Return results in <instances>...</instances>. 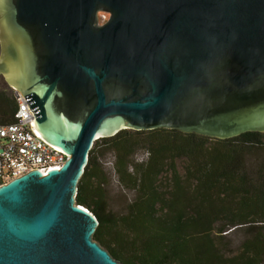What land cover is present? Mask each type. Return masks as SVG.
Segmentation results:
<instances>
[{
    "label": "water",
    "instance_id": "95a60500",
    "mask_svg": "<svg viewBox=\"0 0 264 264\" xmlns=\"http://www.w3.org/2000/svg\"><path fill=\"white\" fill-rule=\"evenodd\" d=\"M0 75L69 157L0 186V264H123L77 203L92 149L264 133V0H0Z\"/></svg>",
    "mask_w": 264,
    "mask_h": 264
},
{
    "label": "trees",
    "instance_id": "16d2710c",
    "mask_svg": "<svg viewBox=\"0 0 264 264\" xmlns=\"http://www.w3.org/2000/svg\"><path fill=\"white\" fill-rule=\"evenodd\" d=\"M17 108L0 94V125L15 123ZM109 151L121 187L135 194L122 214L109 206L101 163ZM141 151L147 158L139 162ZM167 173L170 189L163 190ZM77 203L100 222L95 240L123 264H264V133L218 140L177 130L122 131L96 142ZM235 231L245 240L230 255L224 243Z\"/></svg>",
    "mask_w": 264,
    "mask_h": 264
},
{
    "label": "built area",
    "instance_id": "2783aa9c",
    "mask_svg": "<svg viewBox=\"0 0 264 264\" xmlns=\"http://www.w3.org/2000/svg\"><path fill=\"white\" fill-rule=\"evenodd\" d=\"M105 16L102 15V21ZM16 122L0 125V186L7 185L32 171L44 174L62 169L68 156L58 147L47 143L36 130L35 113L30 99L15 93Z\"/></svg>",
    "mask_w": 264,
    "mask_h": 264
},
{
    "label": "rangeland",
    "instance_id": "374dc122",
    "mask_svg": "<svg viewBox=\"0 0 264 264\" xmlns=\"http://www.w3.org/2000/svg\"><path fill=\"white\" fill-rule=\"evenodd\" d=\"M0 82H4L2 76L0 75ZM0 94L3 95V97L7 100H15L14 95L12 94V90L6 89L5 86L0 88ZM147 158V153L145 151L139 152L137 155V160L139 162L145 160ZM260 157L254 158L252 161V168L255 169L261 162L259 159ZM101 163L103 165V168L105 169V172L107 173L110 185L107 187V191H109V206L110 210L113 211L116 214H122L125 212L128 203H130L134 197L135 194L132 191H126L124 188L121 187L117 174L115 172L114 164H115V157L112 152H107L106 155L101 159ZM179 168L182 173H184V166L185 162L179 161ZM257 178V175L255 173V179ZM169 179H171V173H167L163 176L161 182H162V189L168 190L170 189V182ZM245 240V233L243 231H235L234 233L227 236V239L225 241V247H227V252H229L230 255L237 254L239 252V249Z\"/></svg>",
    "mask_w": 264,
    "mask_h": 264
},
{
    "label": "flooded vegetation",
    "instance_id": "af4514ba",
    "mask_svg": "<svg viewBox=\"0 0 264 264\" xmlns=\"http://www.w3.org/2000/svg\"><path fill=\"white\" fill-rule=\"evenodd\" d=\"M104 16H105V20L102 21V23H105V22L109 19V17H110L109 15H104ZM2 78H3V80H4L5 83L0 82V88H2V87L5 86L6 89H10V90H12V94L14 95V98H15V93L18 92V91H16V90H14L13 88H11V87L9 86V84L6 82V80H5V78H4L3 76H2Z\"/></svg>",
    "mask_w": 264,
    "mask_h": 264
}]
</instances>
